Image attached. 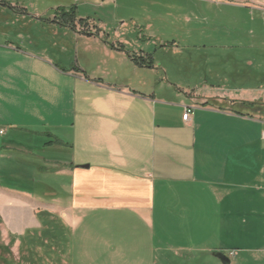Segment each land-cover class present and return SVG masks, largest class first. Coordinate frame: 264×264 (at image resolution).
Wrapping results in <instances>:
<instances>
[{
    "label": "crops",
    "instance_id": "1",
    "mask_svg": "<svg viewBox=\"0 0 264 264\" xmlns=\"http://www.w3.org/2000/svg\"><path fill=\"white\" fill-rule=\"evenodd\" d=\"M220 1L264 10V0ZM23 41L0 34V174L25 185L0 177L1 233L15 254L27 233L49 230L55 254L42 264H223L218 253L257 263L264 88L164 87L171 98L136 78L146 69L122 48L100 74Z\"/></svg>",
    "mask_w": 264,
    "mask_h": 264
},
{
    "label": "rangeland",
    "instance_id": "2",
    "mask_svg": "<svg viewBox=\"0 0 264 264\" xmlns=\"http://www.w3.org/2000/svg\"><path fill=\"white\" fill-rule=\"evenodd\" d=\"M222 2L4 0L5 6H0V34L10 40L32 42L33 50L41 46L65 66L80 67L85 72L98 70L100 74L119 66L110 59L109 52L122 48L133 63L143 64L146 69L136 78L157 83L164 96L172 93L164 92V87L179 85L190 91L206 82L224 89L264 88V11ZM126 77L133 79L135 75L129 70ZM4 173L1 171V180L25 188L23 181L10 179ZM7 242L0 227L2 259L32 264V255L25 250L16 251L17 255L12 249L10 254L3 250ZM47 253L39 249L36 263L45 262ZM193 258L186 263L176 260L175 264L203 262L199 256ZM255 259V264H264V253ZM232 264L246 263L235 260Z\"/></svg>",
    "mask_w": 264,
    "mask_h": 264
},
{
    "label": "trees",
    "instance_id": "3",
    "mask_svg": "<svg viewBox=\"0 0 264 264\" xmlns=\"http://www.w3.org/2000/svg\"><path fill=\"white\" fill-rule=\"evenodd\" d=\"M0 4H4V0L0 1ZM249 106L252 108V107H255L257 108L256 106H260L259 104L257 103H251L249 104ZM262 106V105H261ZM54 234V232L52 231H45L42 235H38V234H31V233H27L24 238L22 239L23 242H22V245H23V248L21 250H24L25 247H27L26 249V252L29 253V255L31 254L32 256L29 258H31L32 260V264H37V260H36V257H38V250L40 248H43L44 251H49V253H47V255L49 254H54V250L52 249L53 246V242L55 240V237L56 235H52ZM43 235L47 236L48 239H45V237H43ZM48 240L47 244L45 243V241ZM3 247V250H5L7 253H11V249H10V245H5V246H2ZM39 259H41V257H39ZM38 259V260H39ZM0 260L2 261V264H15L13 262L12 259H2V256H0Z\"/></svg>",
    "mask_w": 264,
    "mask_h": 264
},
{
    "label": "built area",
    "instance_id": "4",
    "mask_svg": "<svg viewBox=\"0 0 264 264\" xmlns=\"http://www.w3.org/2000/svg\"><path fill=\"white\" fill-rule=\"evenodd\" d=\"M193 113H194V107L186 108L185 114L183 116V120L186 121V122L189 121L191 119V116L193 115ZM3 133H4L3 131H0V134H3ZM263 137H264V135H263ZM234 256H235V252H231L229 254L230 258H233Z\"/></svg>",
    "mask_w": 264,
    "mask_h": 264
},
{
    "label": "water",
    "instance_id": "5",
    "mask_svg": "<svg viewBox=\"0 0 264 264\" xmlns=\"http://www.w3.org/2000/svg\"><path fill=\"white\" fill-rule=\"evenodd\" d=\"M217 258L221 260L223 264H230V260L227 258V256L223 253H218L215 255Z\"/></svg>",
    "mask_w": 264,
    "mask_h": 264
}]
</instances>
